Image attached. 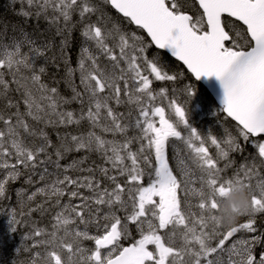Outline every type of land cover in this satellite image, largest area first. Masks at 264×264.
<instances>
[{"label": "snow or ice", "instance_id": "obj_1", "mask_svg": "<svg viewBox=\"0 0 264 264\" xmlns=\"http://www.w3.org/2000/svg\"><path fill=\"white\" fill-rule=\"evenodd\" d=\"M14 3L25 22L43 19L60 37L38 43L21 27L5 43L0 33V199L23 179L38 186L17 191L21 217L55 210L50 230L36 225L23 237L30 264H264L256 227L264 214V0H192L191 12L188 0ZM110 10L138 31L124 30ZM77 28L84 43L73 67L66 53ZM151 47L196 80L220 82L219 114L234 122L222 138L191 127V84L183 104L154 87L183 74L149 57ZM49 62L63 67L70 97L43 79ZM176 142L190 151L198 178ZM242 143L255 150L251 164L222 176ZM233 186L248 190L250 208L245 221L224 228L217 213ZM10 215L16 231L23 220Z\"/></svg>", "mask_w": 264, "mask_h": 264}, {"label": "trees", "instance_id": "obj_2", "mask_svg": "<svg viewBox=\"0 0 264 264\" xmlns=\"http://www.w3.org/2000/svg\"><path fill=\"white\" fill-rule=\"evenodd\" d=\"M19 7H20L19 3L8 2L7 0H0V33L4 34L3 38L5 43H10L13 37H18L20 35L19 29L22 27L24 30L27 31V33L31 35L32 38L36 39L38 43L45 41L47 39L55 38L58 44L60 37H54V31H55L54 28H49L48 23L43 19L37 21L35 18H32L31 20L25 22L22 17L17 15V11ZM110 14L114 20H118L121 23L124 30H127L129 32L137 31L133 29L126 21L122 20L116 14H114L111 10H110ZM68 39H69V48L66 54L70 59L71 66L75 67L79 55V50L81 48L82 43H84V41L80 35V31L78 28L72 31ZM147 55L149 57H153V56L157 57L160 60V62L171 72L183 74L182 77L175 82H155L154 87L157 90L162 85L166 86L169 89V96L170 97L175 96L183 104L187 99L183 92L184 86L187 84H191L194 87L195 96L192 99L190 105H186L187 107H189L188 119L191 127L197 129L201 133V135L204 136L205 138H207L209 134L222 138L224 135V129L232 128V124L229 121H227L222 116V114H219L220 110H218L215 107V105L208 97V95L202 90V88L199 85L195 84L192 81L191 77L183 70L181 66H179L174 61H171L165 55L154 51L152 48H149ZM36 63L37 66L45 65V61L43 59H38ZM101 63L102 64L106 63V61L102 60ZM46 67H47V73L43 77L45 82L49 84L58 82V87L60 88L61 93L64 96L70 97L71 90L67 87V84L65 83L63 67L62 66L56 67L52 65L50 62L46 65ZM173 88H175V92L172 91ZM15 95L18 96L19 94H15ZM155 103L160 104L161 100L158 98L157 101H155ZM164 103L167 104V100H164ZM70 107L76 108L78 107V105L73 104ZM133 115H135V112L133 113ZM129 134L134 135L135 132L130 131ZM52 138L55 139L54 133L52 134ZM176 144L177 146L180 147V144L178 142ZM207 146L209 147L211 153L215 155L216 149L210 143H208ZM137 147H138L137 144L133 145L134 150ZM242 148L243 151L241 152L231 153V159L234 161V164L232 167L226 169L222 173V176L229 177L231 175L230 173L231 169L236 171V169L241 164H243L241 160H246L244 161V163L247 162L251 164L252 162L251 158L253 156H247L242 153L244 151H251V149L253 150L251 144L242 143ZM184 154L185 152L183 153V155ZM70 159L71 157H69V160L65 161V163L69 162ZM172 162L174 166V160H172ZM223 163L224 162L221 161V167L223 166ZM144 167L147 169V165H144ZM16 188H20V189L23 188L24 190H28L31 188V186L24 184L23 179L18 180L17 182H15V184L11 183L8 186L7 198L2 199L4 200L3 204L0 203V209L4 208L8 204ZM53 212L54 209L50 210L44 215H41L39 212H37V213H33L32 216H23L22 218H20L23 220V223H21L20 227H17V232L14 235V237L18 235L29 234L32 228L36 225H39L40 227L47 226L50 229L51 217ZM246 219H247L246 217H240L241 222L245 221ZM256 227L261 232L264 230V214H258ZM5 252H7V254L9 255V259L11 258V264H14V261L16 263L26 262L25 252H20L14 257L10 254L8 250H5Z\"/></svg>", "mask_w": 264, "mask_h": 264}, {"label": "rangeland", "instance_id": "obj_3", "mask_svg": "<svg viewBox=\"0 0 264 264\" xmlns=\"http://www.w3.org/2000/svg\"><path fill=\"white\" fill-rule=\"evenodd\" d=\"M7 1L8 2H14V0H7ZM163 104H164V106H167V104H165L164 101H163ZM178 143L180 144V147L178 146V150L180 151L181 156H183V158L188 162L189 166L192 168V170L194 172V178H198V176L201 175V173L198 169H194L193 166H195V165L192 163L190 151L186 149L185 145H183L180 142H178ZM184 152H185V154L183 155ZM171 159L174 160V166L173 167H175L176 166L175 156L171 157ZM0 176H3L2 170H0ZM12 184H15V182H13ZM253 184H255V180H253ZM36 186H38V185L31 186L30 189L25 190V191L27 193H30L31 191L34 190V188ZM195 187H197V188L200 187L198 179H197V183L195 184ZM19 190H20V188H16L14 193H13V196L10 199V201L8 202V204L4 208L0 209V264H5L6 262H8V260H9V264H11V258L9 259V255L7 254V252H5V250H8L13 257L20 252H25L26 253V256H25L26 262L16 263L14 261V264H30V253L24 250L26 244L30 243L28 241H24V239H23V237L27 234L18 235L16 237H14L17 230L12 231L13 226L10 223V220H11L10 213L13 210H15L17 212V219L18 220L20 218H22L19 215V213L21 211V207H20V202L17 199V191H19ZM205 191H207L206 187H205ZM191 199H192L193 204H195L197 202L196 198L193 197ZM0 203L3 204L4 200L0 199ZM24 211L25 212L27 211V204H25ZM192 211L199 212V210L196 208H193ZM25 216H27V215H25ZM20 225H21V223L19 225H15V227L16 228L20 227ZM80 227L82 228L83 226L81 225ZM133 229H134V227H133ZM89 230L92 231L93 233L95 232V228L93 226H90ZM239 235H244V233H240ZM248 235L252 236L255 234H248ZM84 246L85 247H91L92 242L85 241ZM41 251H43V249H41ZM25 253H24V255H25Z\"/></svg>", "mask_w": 264, "mask_h": 264}, {"label": "clouds", "instance_id": "obj_4", "mask_svg": "<svg viewBox=\"0 0 264 264\" xmlns=\"http://www.w3.org/2000/svg\"><path fill=\"white\" fill-rule=\"evenodd\" d=\"M250 208V195L246 188L233 186L226 193L219 204L218 219L224 228L235 225L241 213H246Z\"/></svg>", "mask_w": 264, "mask_h": 264}, {"label": "water", "instance_id": "obj_5", "mask_svg": "<svg viewBox=\"0 0 264 264\" xmlns=\"http://www.w3.org/2000/svg\"><path fill=\"white\" fill-rule=\"evenodd\" d=\"M114 12V10H112ZM115 13V12H114ZM117 14V13H116ZM118 15V14H117ZM119 16V15H118ZM120 17V16H119ZM121 19H123L122 17H120ZM124 20V19H123ZM133 28H135L134 25H131ZM136 29V28H135ZM146 35V34H145ZM154 50L165 54L166 56H168L171 60L175 61L176 63H178L181 67H183V69L186 71L185 67L182 66L181 62L177 61L174 57L171 56L170 53H167L165 50H160V49H156L155 47H152ZM187 72V71H186ZM188 73V72H187ZM192 80L199 84L206 92L207 94L212 98V100L214 101L215 105L218 108H222L223 105L221 103L222 98H223V90L222 87L220 85V82L216 80L215 77L212 78H204L202 77L200 80H196L195 77H193L190 73H188ZM224 115V114H223ZM230 121V119H228ZM234 123V122H232Z\"/></svg>", "mask_w": 264, "mask_h": 264}, {"label": "flooded vegetation", "instance_id": "obj_6", "mask_svg": "<svg viewBox=\"0 0 264 264\" xmlns=\"http://www.w3.org/2000/svg\"><path fill=\"white\" fill-rule=\"evenodd\" d=\"M191 3H192V0H188V4H189V7H187L185 10L186 11H189V12H191L192 11V9H191ZM243 154H245V155H247V156H252L253 154H254V152L253 151H244V152H242ZM252 159V158H251ZM242 161V163H244V161H246V160H241ZM240 163V162H239ZM235 171V170H234Z\"/></svg>", "mask_w": 264, "mask_h": 264}, {"label": "bare ground", "instance_id": "obj_7", "mask_svg": "<svg viewBox=\"0 0 264 264\" xmlns=\"http://www.w3.org/2000/svg\"><path fill=\"white\" fill-rule=\"evenodd\" d=\"M262 232H264V230Z\"/></svg>", "mask_w": 264, "mask_h": 264}]
</instances>
